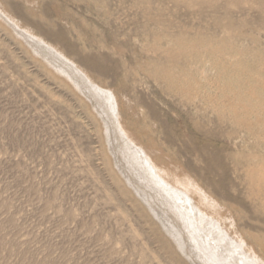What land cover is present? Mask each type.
Listing matches in <instances>:
<instances>
[{
    "label": "rangeland",
    "instance_id": "1",
    "mask_svg": "<svg viewBox=\"0 0 264 264\" xmlns=\"http://www.w3.org/2000/svg\"><path fill=\"white\" fill-rule=\"evenodd\" d=\"M119 119L226 222L192 239ZM241 234L264 264V0H0V264H241Z\"/></svg>",
    "mask_w": 264,
    "mask_h": 264
},
{
    "label": "bare ground",
    "instance_id": "2",
    "mask_svg": "<svg viewBox=\"0 0 264 264\" xmlns=\"http://www.w3.org/2000/svg\"><path fill=\"white\" fill-rule=\"evenodd\" d=\"M6 13L8 14L7 11H6ZM8 15H9L10 20L13 21L16 26L24 28L27 32L32 34L33 39L37 42V44L46 46V47L51 48V49L53 48L54 50H56L58 52V48L54 44L50 43L49 41H47L46 39H44L40 35L34 33L33 30H31L30 28L22 26L18 21H16L13 18L14 16H11L10 14H8ZM39 48L42 49L43 47H39ZM63 54L64 53L61 52L62 56L69 58L68 56H66L65 54L63 55ZM62 71L64 73H66V75L70 79H73L71 73L68 70L63 69ZM87 77L90 81H92L89 74L87 75ZM97 89L104 96H106V98L108 100H110V104H111V107L113 108L114 112L119 114L118 98L115 95V93L113 92V90L108 89L106 87H102L101 85H98ZM119 122L121 124V127H122L124 134L131 140V142H133L135 147L139 146V149L136 148L134 150L135 147H132L131 149L134 150V153L136 155L135 160L137 162H139V164H141V168H142V171H143L145 177H147V178L150 177L152 184H154L155 186L158 185L160 192L164 194L163 195L164 200L168 204H170L171 208L176 209L177 214L180 215L182 222L185 225V228H187L188 231L191 233V235L193 237L192 239H195V235L193 236L192 229L193 230L197 229V227L200 226V225H198V223H200L204 229V227L206 225L205 223L207 222L206 221L207 217L209 219L210 218L212 219V220L210 219L211 222L212 221H216L218 223L219 222L220 223L226 222V220L228 218L226 215H224V213H222V211H221L222 206L216 201V199L212 195H210L197 181H195L190 176L183 175L180 173H179L180 175L176 174L174 171H171L169 168L161 166L153 157H151L147 153L146 149L142 145H140V143H138L131 136V134L124 127V125L122 124L120 119H119ZM128 147H130V145H128ZM193 201H195V202H193ZM196 210L198 212H200V214H201L200 220L196 215V214H198L196 212ZM191 227H192V229H191ZM198 230H196V232ZM206 230H207V228H206ZM200 231H198V232H200ZM212 231L213 230L211 229L210 232H212ZM180 235L184 238V236H183L184 234L181 232V230H180ZM199 236L201 237V235H199ZM199 236H197V237H199ZM238 237H239V238H237L238 240L235 241L236 243L234 242L232 244H233V247L235 248V250H237L239 252V254L241 255L240 256L241 264H261L262 260H260L259 256L257 255L256 249L253 246H251V247L249 246V242H248L247 238L243 234L239 235ZM224 238H225L224 236H221L219 239H221L223 241ZM210 239L212 240V238H210ZM216 239H217V237H216ZM195 242L197 243V240ZM215 242H216V240H215ZM197 244H198V247L202 250L201 246H199V243H197ZM209 245L211 246V243ZM213 246L214 245H212V247ZM241 248L243 250L247 249L248 252L250 251L253 254L257 255V258H255V260L253 259V257L249 258L246 255V253L244 252L245 250L241 251ZM231 252H233V254H234L235 251L231 250ZM207 255H209V254H207ZM212 255H214V254L212 253ZM211 257L208 256L207 259L211 260L212 264H214V263L215 264H222V263L223 264H236L235 262L232 263L233 260L231 261V257L230 258L224 257L222 260H221V258H219L220 262H222V263H218V261H215ZM218 257L219 256H217L216 258L218 259ZM228 259H230V261H228Z\"/></svg>",
    "mask_w": 264,
    "mask_h": 264
}]
</instances>
